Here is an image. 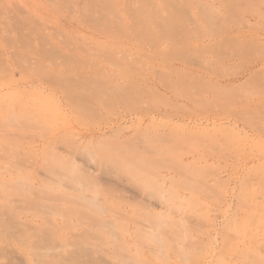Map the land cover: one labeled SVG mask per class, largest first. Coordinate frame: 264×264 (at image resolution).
Segmentation results:
<instances>
[{
  "label": "rangeland",
  "instance_id": "374dc122",
  "mask_svg": "<svg viewBox=\"0 0 264 264\" xmlns=\"http://www.w3.org/2000/svg\"><path fill=\"white\" fill-rule=\"evenodd\" d=\"M140 262L264 264V0H0V264Z\"/></svg>",
  "mask_w": 264,
  "mask_h": 264
},
{
  "label": "bare ground",
  "instance_id": "6f19581e",
  "mask_svg": "<svg viewBox=\"0 0 264 264\" xmlns=\"http://www.w3.org/2000/svg\"><path fill=\"white\" fill-rule=\"evenodd\" d=\"M46 149H47V148H46ZM97 168H98V167H97ZM71 171H72V170H71ZM95 171H97V169H96ZM72 172H73V171H72ZM92 172H93V171H92ZM93 174H94V173H93ZM91 175H92V174H91ZM92 176H93V175H92ZM95 176H96V175H95ZM100 182H101V181H100ZM104 183H106V182H104ZM20 184H21V183H20ZM98 184H99V181H98L97 185H98ZM97 192H98V190H97ZM48 194H49V193H48ZM63 196H64V195H63ZM53 197H54V196H53ZM58 197H59V196H58ZM96 197H97V196H96ZM99 197H100V196H99ZM97 198H98V197H97ZM97 198H96V199H97ZM94 199H95V198H94ZM100 201H101V199H100ZM100 201L98 202V199H97V202H98V203H100ZM102 202H103V201H102ZM102 202H101V203H102ZM102 204H103V203H102ZM102 204H101V205H102ZM101 207H102V206H100V208H101ZM103 207H104V206H103ZM103 207H102V208H103ZM101 210H102V209H101ZM107 212H108V211H107ZM108 213H109V212H108ZM110 213H111V212H110ZM114 221H115V219H114ZM112 222H113V220H112ZM116 222H117V221H116ZM116 222H115V223H116ZM120 223H121V222H119V224H120ZM112 224H113V223H112ZM117 224H118V223H117ZM113 225H114V224H113ZM56 226H57V224H56ZM118 226H119V225H118ZM120 226H121V225H120ZM56 228H57V227H56ZM120 228H121V227H120ZM61 229H62V228H61ZM116 229H118V227H117ZM58 230H59V229H58ZM123 230H124V229H123ZM115 231H116V230H115ZM128 253H129V252H128ZM126 254H127V252H126ZM129 255H130V254H129ZM127 258H128V257H127ZM124 261H125V260H124ZM140 263H141V262H140ZM141 264H143V263H141Z\"/></svg>",
  "mask_w": 264,
  "mask_h": 264
}]
</instances>
